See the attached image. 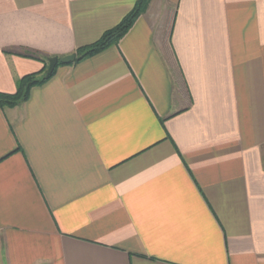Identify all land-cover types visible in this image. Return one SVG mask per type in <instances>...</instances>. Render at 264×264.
Instances as JSON below:
<instances>
[{
  "label": "crops",
  "instance_id": "1",
  "mask_svg": "<svg viewBox=\"0 0 264 264\" xmlns=\"http://www.w3.org/2000/svg\"><path fill=\"white\" fill-rule=\"evenodd\" d=\"M136 0H0V92ZM0 264H264V0H150L0 108Z\"/></svg>",
  "mask_w": 264,
  "mask_h": 264
},
{
  "label": "trees",
  "instance_id": "2",
  "mask_svg": "<svg viewBox=\"0 0 264 264\" xmlns=\"http://www.w3.org/2000/svg\"><path fill=\"white\" fill-rule=\"evenodd\" d=\"M150 0H136L131 10L112 28L104 31L101 36L90 44L80 46L75 51V61L97 54L108 46L119 41L128 31L136 18L144 12ZM48 56L38 57L44 64L42 69L25 74L16 80V89L13 93L0 92V108L15 107L25 102L29 96L30 89L47 81L61 63H57L50 74L46 73Z\"/></svg>",
  "mask_w": 264,
  "mask_h": 264
},
{
  "label": "water",
  "instance_id": "3",
  "mask_svg": "<svg viewBox=\"0 0 264 264\" xmlns=\"http://www.w3.org/2000/svg\"><path fill=\"white\" fill-rule=\"evenodd\" d=\"M76 55L74 53L72 54H68V55H64L61 57H57V56H52L49 57L47 59V69H46V73L50 74L54 67L57 65V63H61V64H68V63H72L75 61Z\"/></svg>",
  "mask_w": 264,
  "mask_h": 264
}]
</instances>
